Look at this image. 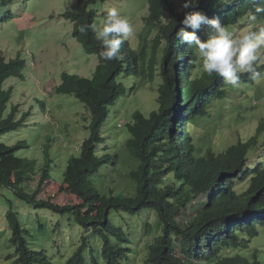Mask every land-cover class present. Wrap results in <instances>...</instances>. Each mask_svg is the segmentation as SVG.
<instances>
[{
	"label": "trees",
	"instance_id": "1",
	"mask_svg": "<svg viewBox=\"0 0 264 264\" xmlns=\"http://www.w3.org/2000/svg\"><path fill=\"white\" fill-rule=\"evenodd\" d=\"M76 1V10L67 11L64 16L73 24V37L87 54L99 56V63L87 89L83 88V76L65 71L57 91L75 95L85 103L93 121L88 127L91 136L83 142L80 152L68 158L66 169L57 178L81 203L61 205L53 198L40 197L49 179L56 182L57 178L50 173L47 161L53 160L46 148L47 157L42 164L21 153L25 147L32 152L34 136L23 137L14 145L3 139L14 132L20 135L21 128L36 133L28 121L31 108L23 107L19 89L10 85L11 80L18 85L26 80V62L19 56L10 60L0 56V187L10 189L29 208L52 211L58 216L68 214L82 226L85 233L80 235L77 251L64 264H131L136 253L134 236L114 221L121 213L129 217L145 209L156 210L163 223L162 233L149 245L146 264H264L258 258L263 247H255L252 255L248 250L251 242L264 233V146L258 149L264 121L259 123L256 134L223 153H216L203 136L196 140L195 128L221 117L223 111L216 115L212 105L229 98L234 87L200 68L193 76L195 52L180 41L175 46V33L182 26L184 10L173 0H148L145 30L136 44L127 40L121 45L123 60L113 61L100 57L101 49L90 29L87 34L79 31L81 25L91 24L106 14L99 12L107 0ZM12 2L0 0V8L10 7ZM257 5L264 6L261 0H199L194 10L233 26L238 21L247 23L253 16L264 22V13L255 12ZM209 31L204 25L197 35L206 39ZM177 57L180 74L176 70ZM159 66L163 76L155 97L159 108L143 112L144 107L136 103L139 99L130 94L148 80L153 81L155 67ZM241 80L244 84L253 82L245 74ZM39 104L42 106L37 105L38 110L45 111L46 103ZM122 105L134 111L131 120L118 125L119 130L127 126L125 155L118 150L110 152L109 145L123 133L110 119ZM252 149L257 150L258 156H251ZM114 159L126 165L137 162L130 172L131 193L111 187L105 190L108 174L120 171L114 169ZM6 218L12 232L9 242L15 248V264H50L48 247L29 239L31 233L22 224L21 213L9 210ZM148 224L151 233L154 226ZM227 247L237 252L230 255Z\"/></svg>",
	"mask_w": 264,
	"mask_h": 264
},
{
	"label": "rangeland",
	"instance_id": "2",
	"mask_svg": "<svg viewBox=\"0 0 264 264\" xmlns=\"http://www.w3.org/2000/svg\"><path fill=\"white\" fill-rule=\"evenodd\" d=\"M173 1L178 7H181L184 2V0ZM112 7H116L122 15L128 17L133 25V33L129 40L136 44L137 37L145 30L144 16L148 13V0H109L104 3L99 15ZM76 8V0H13L10 8H0V56H4L7 60L19 56L26 62L23 72L26 80L20 85L11 80L10 85H16L19 89V102L23 107L31 108L30 126L31 130L36 132L34 135L26 128H21L20 135L14 132L11 133L10 138L6 136L3 139L14 145L23 141L24 138L30 139L34 136L31 140L32 152H29V147H25L21 153H25L23 156L38 159L39 164H42L47 157L44 154L46 148L53 160L47 161L51 165L50 173L56 178L63 174L68 158L80 152L83 142L91 136V130L88 127L93 121V115L85 103L77 99L75 95L57 91L65 71L83 76L85 78L83 88L87 89L89 79L93 78L99 63V56L87 54L80 41L73 37V24L64 16L67 11H74ZM258 24H264V22L251 18L247 23L237 22L235 27L251 28ZM156 35L157 32L152 35V38L154 39ZM135 47L139 49V45ZM159 58L162 60V56L159 55ZM155 68L154 80H148L140 89L130 94L131 97L134 94V98L139 99V102H135L140 107H144L142 111L147 113L159 108L155 105V97L158 95L162 77L160 66ZM198 70L197 64L193 69V76ZM231 91L229 98L212 105L216 115L218 111H223L221 117L218 115L217 120L212 119L209 124L201 123L195 128L196 140L199 139L198 136H203L205 142L212 144L214 151L219 153L240 140L247 141L256 134L259 123L264 120V80L256 85L244 84L241 80L240 86L232 88ZM244 99L248 101L243 103ZM14 101H17V97ZM39 101L46 103L47 113L44 115L38 112L37 105L42 106ZM239 104H241L240 108L237 107ZM123 106L118 107L119 109L110 117L111 123L123 133L118 134L119 140H112L113 142L109 145L112 147L110 152L118 150L125 155L127 134L124 132L127 126L119 130L118 125L120 123L125 125L127 120H131L134 111L130 108L124 109ZM107 145L108 143L102 147ZM258 145V149L264 146V132L259 136ZM250 154L258 156L255 149H252ZM112 164L115 170L120 169V171L108 174L104 184L105 190L108 191L111 187L117 191L131 193L133 188L128 185L131 180L130 170L136 167L137 162L129 161L126 165L114 159ZM1 180L0 178V182ZM67 189L68 186L64 185L62 179L57 178L54 182V179L50 178L46 188L40 192V197L53 198L61 205L80 204L81 200L75 194L67 192ZM9 210L21 213L22 224L31 233L30 240L37 241L40 246L48 247L50 264H64L65 259L70 258L77 251L80 235L85 231L74 221V218L72 219L68 214L58 216L52 211L29 208L25 203L17 200L10 189L1 186L0 264H15V248L9 242L12 232L6 218ZM140 213L144 215L143 221L139 213L132 217V222L130 218L124 219L128 216L122 213L119 219L114 221L134 236L135 245L133 246L136 248V253L132 256L134 264H145L149 245L163 231V223L156 210H144ZM148 222L154 226V231L151 233H148L150 228ZM262 245H264V233L260 238L252 241L249 252L252 253L254 247H262ZM261 257L264 262V250Z\"/></svg>",
	"mask_w": 264,
	"mask_h": 264
},
{
	"label": "clouds",
	"instance_id": "3",
	"mask_svg": "<svg viewBox=\"0 0 264 264\" xmlns=\"http://www.w3.org/2000/svg\"><path fill=\"white\" fill-rule=\"evenodd\" d=\"M198 2L199 0H184L181 6L182 10H184V19L181 22L182 26L175 33L176 47L177 42L180 41L186 43L195 52L197 60L193 69L198 64V67L203 73L209 76L215 73L223 78L226 85L233 87L240 86L241 76L243 74L248 77V80L249 78L253 80V82H247V84L256 85L259 81L264 80V24H258L254 28H237L235 27L236 23L233 26H226L222 24L220 19H209L205 13L194 10ZM253 2L255 3V0ZM261 4H264V0H261ZM255 12L264 13V6L257 5ZM255 18V16L252 17L253 20ZM238 23L243 22L238 21ZM204 25H207L210 31L206 39H201L197 35V32ZM89 29L94 34V38L101 49L99 55L103 60L113 61L124 59L121 53V45L129 40L133 33V25L127 16L122 15L116 7L108 8L102 18L91 24L81 25L79 31L87 34ZM176 59L177 63L179 58L177 57ZM176 70L179 74L182 73V71L180 72L181 67L179 63L176 64ZM161 77L163 81V76L161 75ZM242 83H244L243 80ZM183 109L185 110V107ZM38 112L42 115L47 113L46 110H39ZM30 118L28 120L29 125ZM175 125L178 127L177 122H175ZM122 214L128 216L126 213ZM132 217H128V219H131V222ZM139 217L144 218V215L141 213ZM133 245H135L134 242ZM262 247L264 248V245ZM251 248L252 246L250 244L248 250L250 251ZM226 252L232 255L237 251L227 247ZM253 252L249 253L252 255ZM258 258L260 260L262 259L261 257ZM15 260L16 255L14 262Z\"/></svg>",
	"mask_w": 264,
	"mask_h": 264
}]
</instances>
